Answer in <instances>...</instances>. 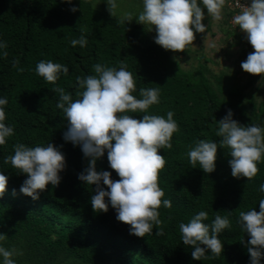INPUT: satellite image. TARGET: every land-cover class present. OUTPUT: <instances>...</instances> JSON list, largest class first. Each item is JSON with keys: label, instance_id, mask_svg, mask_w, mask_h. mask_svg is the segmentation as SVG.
<instances>
[{"label": "trees", "instance_id": "trees-1", "mask_svg": "<svg viewBox=\"0 0 264 264\" xmlns=\"http://www.w3.org/2000/svg\"><path fill=\"white\" fill-rule=\"evenodd\" d=\"M71 7L66 0H0V41L7 42V48L0 49V98L8 101L5 124L14 128L6 144L0 145V172L9 178L7 191L0 197V234H6L7 239L0 242L11 249L10 242L12 245L13 240L31 239L38 230L36 225L41 223L62 237L59 251L81 264H250L247 248L241 243L250 237L237 221L241 211L253 208L259 211V201L264 199V192L260 191L264 184V159L258 163L256 176L247 180L232 176L229 165L232 157L227 147L218 148L212 173H204L199 163L193 168L188 157L199 140L219 144L217 121L229 109L240 124H252L247 105L239 101L223 104L206 79L189 81L175 71L173 60L161 46L136 44L134 32L109 19L86 17L84 11L78 10L75 15ZM81 35L86 37L87 45L73 47L70 41ZM4 51L7 57L3 56ZM15 60L19 64L13 67ZM41 60L66 65L68 75L61 73L55 84L47 82L35 71ZM121 62L136 80L134 96L140 98L142 87H159L160 98H169V102L152 105L147 113L127 114L142 119L144 114L156 115L153 111L158 109L166 118L171 110L179 125V131L172 136V148L159 150L167 161L159 173V186L165 193L162 199L172 201L171 208L159 209L162 235L155 234L158 231L155 227L145 237L131 235L130 225L116 219V210L110 204L106 213L95 212L91 205L95 185L78 179L88 166V158L80 145L63 139L68 121L56 106L59 94L53 89L62 87L75 100L77 91H82L78 76L94 74L96 63L119 68ZM20 68L24 71H19ZM49 143L65 155L66 168L60 173L58 186L49 183L39 199L33 200L20 193L27 175L19 173L10 163L5 164L4 158L14 154L16 144L35 147ZM97 170L109 171L113 180L119 179L110 168L107 151L97 160ZM200 211L208 212L204 223L210 224L219 213L229 217L232 227L219 234L224 250L218 257L209 250L206 253L209 258L197 261L191 255L193 247L182 242L179 224L187 223ZM27 258L13 257L16 264H29Z\"/></svg>", "mask_w": 264, "mask_h": 264}, {"label": "clouds", "instance_id": "clouds-1", "mask_svg": "<svg viewBox=\"0 0 264 264\" xmlns=\"http://www.w3.org/2000/svg\"><path fill=\"white\" fill-rule=\"evenodd\" d=\"M71 4L72 0H66ZM227 0H143V8L136 18L139 24H148L155 29L154 41L165 50L184 52L193 45L195 33H204L206 26L204 9L208 18L215 21L223 19V9ZM108 12L125 24L134 18L132 12L118 16L120 5L117 0H106ZM203 5V6H201ZM239 14L233 17V23L247 34V40L254 52L241 63L242 69L252 75L264 77V0H253L251 6L238 3ZM77 12V7L70 9ZM195 29V31L193 30ZM83 32V29H81ZM88 41L84 35L72 39L70 44L85 47ZM215 47V43L209 44ZM7 42L0 41V49H6ZM8 53L3 52L7 57ZM174 59H177L174 57ZM19 64L13 62V67ZM23 72L24 69L20 68ZM36 73L47 82L55 84L61 73L68 75L66 65L51 60H41L35 68ZM94 74L77 77L79 89L77 99L57 86L53 89L59 94L57 108L64 113L68 121V130L63 134L66 142L80 145L88 158V166L78 175V179L87 185H95V194L91 197V205L95 212H107L109 204L116 210V219L130 225V234L145 237L152 234L155 227L156 235H162L160 228L159 209L171 208L170 199H162L165 195L159 186V173L165 167V156L159 154L160 149H171L172 136L179 131V125L173 118L174 112L168 111L166 118L161 115L144 114L136 119L127 113H147L148 109L160 103V88H140L137 98L133 95L136 80L127 65L120 63L119 68L108 67L96 63ZM8 101L0 98V145H5L6 138L14 134V128L5 124V106ZM231 109L219 121L216 136L219 144L214 141L199 140L188 152L190 163L195 168L199 163L204 173H212L216 168L218 148H229L231 174L234 178L245 177L251 180L259 171L258 163L264 159V126L242 125L233 119ZM62 147V146H60ZM107 151L110 168L115 170L119 179L113 180L112 173L97 170V160ZM5 164H11L19 173L26 174L20 187V193L38 200L40 193L50 183L56 187L61 182L60 173L66 168L65 155L52 143L47 146L30 147L25 144L14 145V154L4 158ZM8 176L0 172V197L7 191ZM104 186H107V190ZM264 192V184L260 186ZM12 194L16 195L13 189ZM107 198V200H106ZM208 212L200 211L187 223L179 224L184 245L192 246L194 260L209 258L206 253L218 257L224 250L219 234L232 227L228 216L215 215L210 224L204 223ZM242 230L250 237L241 243L247 248L250 264H261L264 259V199L259 201V211L255 208L239 212L237 221ZM7 239L0 234V241ZM22 255L16 248L7 249L0 246V257L3 264H16L14 256Z\"/></svg>", "mask_w": 264, "mask_h": 264}, {"label": "rangeland", "instance_id": "rangeland-1", "mask_svg": "<svg viewBox=\"0 0 264 264\" xmlns=\"http://www.w3.org/2000/svg\"><path fill=\"white\" fill-rule=\"evenodd\" d=\"M117 3L120 5L118 16L125 12L134 14L130 23H118V20L108 12L106 0H73L71 6L79 5L78 8L84 11L86 17L109 19L123 26L126 31L134 32L136 44L150 43L160 47L154 41L155 29L149 31L151 25L136 22L135 16L142 10L143 0H117ZM204 12L205 19L202 23L207 31L195 33L196 39L193 45L188 46L184 52L164 49V54L173 60L174 70L182 77L194 82L199 78L206 79L220 102L223 104L232 101L242 102L248 107L250 122L264 126V77L249 74L241 67V63L247 59L248 54L254 52L247 40V34L230 21L228 7L225 6L223 9V19L220 21L208 18L206 9ZM80 24L84 27L83 20ZM193 30L195 31L194 28ZM212 42L215 43V47H209ZM160 101L166 103L169 102V98L162 96ZM158 111L157 109L153 113L158 115ZM36 228L38 230L31 239L29 238L30 240L25 239L22 242L13 240V244L10 245V242L8 247L16 248L22 252L23 256H28L29 264L35 261L38 262L37 264H81L75 259L67 258L59 251L63 244L60 235L41 223L36 225ZM0 246L4 247V243L0 242Z\"/></svg>", "mask_w": 264, "mask_h": 264}, {"label": "built area", "instance_id": "built-area-1", "mask_svg": "<svg viewBox=\"0 0 264 264\" xmlns=\"http://www.w3.org/2000/svg\"><path fill=\"white\" fill-rule=\"evenodd\" d=\"M238 3L246 6H251L250 3L243 0H227L226 7H228L230 21H233V17L239 14L242 10L241 7L238 6ZM233 27H235V25Z\"/></svg>", "mask_w": 264, "mask_h": 264}, {"label": "water", "instance_id": "water-1", "mask_svg": "<svg viewBox=\"0 0 264 264\" xmlns=\"http://www.w3.org/2000/svg\"><path fill=\"white\" fill-rule=\"evenodd\" d=\"M243 1L248 2V3H250V4L253 3V0H243Z\"/></svg>", "mask_w": 264, "mask_h": 264}]
</instances>
